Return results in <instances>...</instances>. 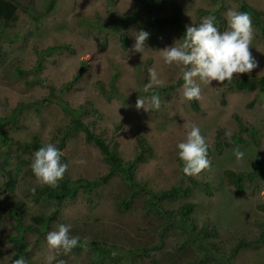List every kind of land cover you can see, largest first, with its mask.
Listing matches in <instances>:
<instances>
[{
  "label": "rangeland",
  "instance_id": "374dc122",
  "mask_svg": "<svg viewBox=\"0 0 264 264\" xmlns=\"http://www.w3.org/2000/svg\"><path fill=\"white\" fill-rule=\"evenodd\" d=\"M173 1L178 5L177 16L184 32L209 16L215 17L220 31H226L228 11L239 7L237 0ZM243 1L260 13L264 25V0ZM19 2L16 23L0 28V117H8L15 106L24 104L17 120L5 129L7 144L0 142V249L6 251L0 264H14L20 257L25 264H46V236L60 224L80 230L79 235L86 241L107 236L100 245L115 243V248L110 245L112 260L105 258L102 264H151L138 255L133 257L129 249L136 243L138 247L155 243L164 224L153 213H142L139 205L131 210L119 208L116 196L124 189L121 178L112 177L90 193L78 190L60 203L33 199V189L40 186L34 175L28 174L36 151L33 142L37 139L42 146L52 143L58 148L70 129V115L62 110L63 104L76 110L93 133L109 143L124 161L134 158L138 138L143 139L145 161L136 166V181L153 191L173 186L190 188L185 197L165 203V207L177 209L184 202L194 204L192 219L198 226L215 229L217 236L212 240L219 242L225 252L242 237L255 240L264 232V211L257 207L264 204V175L255 184L247 183L241 193H233L224 180V170H251L253 154L264 168V93L258 86L238 91L230 89V82L200 83L201 97L196 100L195 111L183 96V68L167 65L161 58L162 49L182 43L183 34L178 28L145 26L138 19L121 30L128 39L124 46L120 33L104 26L115 17L141 9L139 0H55L49 16L45 15L49 0ZM172 13L168 0L160 1L150 12L141 10L146 18H169ZM250 18L253 39L249 50L257 67L248 74H234V79L264 75V31ZM140 30L150 35L142 53H133L135 33ZM51 46L67 49L48 53ZM82 63L85 71L70 85ZM149 68L157 71L160 83L152 84L145 92V86L151 83ZM19 70L25 74L20 75ZM155 93L161 99L158 110L151 109L149 103ZM137 98L145 99L150 110L137 109ZM237 119L243 126L256 128V152L248 144H236L217 153L216 135L238 132ZM192 125L200 128L213 150L207 157L209 167L195 176L182 172L183 161L176 147L186 139ZM237 148L244 153L243 159L235 157ZM61 152L69 165L65 174L71 180L93 179L107 172L99 150L85 141L81 131L66 138ZM81 159L86 161L84 165L74 163ZM10 176L15 179L12 191L6 185ZM12 208L21 214L20 227L10 213ZM36 216L50 218L46 230L34 222ZM111 237L114 240L110 241ZM159 240L162 250L155 251L156 258L172 250L182 238L177 230L166 229ZM98 259L88 247L57 256L64 264H91ZM230 264H264V242L239 250L230 257Z\"/></svg>",
  "mask_w": 264,
  "mask_h": 264
},
{
  "label": "trees",
  "instance_id": "16d2710c",
  "mask_svg": "<svg viewBox=\"0 0 264 264\" xmlns=\"http://www.w3.org/2000/svg\"><path fill=\"white\" fill-rule=\"evenodd\" d=\"M55 0H49L48 5L45 9V15L49 16L52 12V8ZM142 4L141 9L134 10L131 14H127L124 17H115L114 19L109 20L104 24L105 27H108L113 32L120 33V40L122 45L127 46L128 39L121 33V30L126 29V26L129 23H133L136 20H140L141 23L145 26L150 27H165V26H174L179 29V31L184 35L183 29H181L178 19V5L173 0H168L173 8V13L169 18H154V17H142L141 10L150 12L155 6L159 4L160 1L164 0H139ZM239 2V7L237 11L245 12L252 17L254 25L256 27H261L264 31V25L260 19V13L255 9L251 8L243 0H237ZM20 7L19 0H0V28L2 26H12L18 20L17 10ZM25 12L29 10L27 7L24 8ZM216 18H218L216 16ZM200 24V23H199ZM198 24V25H199ZM197 25V26H198ZM66 46H51L48 48L49 52H54L58 50H65ZM85 66L82 63L76 71V74L73 76L72 80L69 82L72 85L74 82L78 81L83 72L85 71ZM20 75H24L23 70H19ZM69 85V86H70ZM254 85L258 86L260 93H264V75L260 78H250L247 76L241 77L239 79H233L230 82V89H235L238 91L241 90H250ZM154 91V89H150ZM161 91V90H160ZM156 94V93H155ZM190 102V101H189ZM23 103H19L12 109L11 114L8 117H0V142L7 144V134L6 127L11 123H14L17 120V117L24 110ZM191 107L198 111V106L196 100L190 102ZM61 108L64 112L70 115V125L69 131L65 132V136L60 140L58 149H62L65 140L68 136L74 135L78 132H83L84 139L88 143H92L99 150L102 161L107 165V172L100 177L93 179L78 178L76 180H71L66 174L64 178L59 181L57 187H48V186H36L33 191V199L38 200L39 198H45L53 200L57 203L65 200L66 198L73 197L78 190H81L85 193H90L93 189L99 187L100 185L106 183L112 177H119L123 180L124 189L116 196V200L120 209L131 210L135 206L139 205L140 211L142 213H153L156 217H160V221L164 224L163 228L160 226V231L156 234L158 240L151 244L147 242L138 247V243L133 244L134 247L130 248V253L135 257L138 255L142 260L147 259L148 263H162V264H230V257L235 256L239 250L247 248L250 246L257 247L264 242V232L259 234V237L255 240H248L246 236L239 239L230 249L229 252L222 250L219 246V242L215 241L212 238L217 236L215 229H209L207 226H198L192 219V212L194 204L190 202H184L179 205L177 209H168L165 207V203L174 201L180 197H185L190 188L182 187H171L163 191H153L149 189L145 184H141L135 179V169L136 166L145 161V148L143 145V139L138 138V150L134 158L130 161H124L114 148L107 143L99 135L93 133L88 124L84 123L80 115L77 114V111L69 108L67 105H61ZM238 120V132H231L232 135L230 138L225 136V133L219 132L214 141V150L217 153H222L223 149L234 146L236 144H248L252 147V151L256 152L255 146L258 143V135L256 128L243 126L242 122ZM246 136V138L244 137ZM40 145L37 139L33 142V147L35 150L40 148ZM213 154V150L208 146L207 157H210ZM254 162L252 169L245 172H237L233 170H224V180L228 184L229 188L233 193H241L244 191L247 183L255 184L257 179L264 175V168L260 165L257 154L254 155ZM61 161L64 163L65 158L62 156ZM181 169L183 168V162H180ZM19 169V168H18ZM28 174L32 173L31 168H28ZM10 171H8V174ZM33 174V173H32ZM13 184H15V179L10 176L6 182L7 188L12 191ZM195 185L196 182L193 181ZM135 205V206H134ZM258 209L264 211V204H259ZM136 209V207H135ZM16 218V225L21 226V214L17 208H12L11 212ZM34 222L41 224L44 230H46V224L49 217L43 218L42 216L33 217ZM166 229H174L178 231V235L182 238L181 241L177 242L173 246L172 250L165 252L160 258L155 257V251L160 248L159 237L162 236L163 231ZM80 230L71 229V235L79 236L80 243L72 251L78 252L84 247L92 249L93 254L97 255L99 259L91 264H102V261L105 258L111 259L112 251L110 245L115 248L116 244L111 242L110 244L100 243L106 242V237L96 238L92 241H86L79 235ZM155 235V234H154ZM114 240L111 237L112 241ZM21 242V240H20ZM21 249V248H20ZM162 249H159L161 251ZM164 251V250H163ZM6 251L0 249V258L5 255Z\"/></svg>",
  "mask_w": 264,
  "mask_h": 264
},
{
  "label": "clouds",
  "instance_id": "9594fccd",
  "mask_svg": "<svg viewBox=\"0 0 264 264\" xmlns=\"http://www.w3.org/2000/svg\"><path fill=\"white\" fill-rule=\"evenodd\" d=\"M227 24V30L222 32L216 26L214 16L206 17L198 26L186 28L182 43L178 46L173 44L161 50V58L165 64L183 68L180 78L183 81V96L187 101L200 99V83L211 85L213 81L220 84L231 82L234 74H248L257 67L249 50L253 39L250 16L245 12L229 10ZM149 35L143 30L135 33L133 53H142ZM148 71L151 83L145 86V92H148L152 84L160 83L157 71L154 68H149ZM149 103L151 109L158 110L161 107L159 95H151ZM135 107L150 110L146 108L145 99L141 98H137ZM231 135V131L225 132L226 137L230 138ZM176 147L178 157L183 161L184 174L199 175L209 167L208 145L198 126L192 125L186 139ZM62 155L61 150L52 143L41 146L33 153L29 166L39 185L53 188L58 186L69 167L61 161ZM234 155L238 160L244 157V153L238 148L234 149ZM74 163L84 165L86 161L81 159ZM71 228L70 224H60L57 230L47 234L49 254L46 256V264H53V261L64 264L63 260H57V256L67 255L78 246L80 237L71 235ZM14 264H25V260L23 257L16 258Z\"/></svg>",
  "mask_w": 264,
  "mask_h": 264
}]
</instances>
